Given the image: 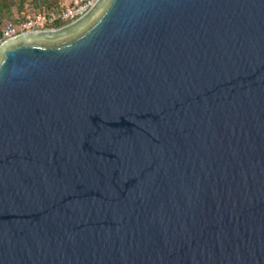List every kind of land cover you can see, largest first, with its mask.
I'll return each mask as SVG.
<instances>
[{"label": "water", "instance_id": "95a60500", "mask_svg": "<svg viewBox=\"0 0 264 264\" xmlns=\"http://www.w3.org/2000/svg\"><path fill=\"white\" fill-rule=\"evenodd\" d=\"M0 264H264V0L1 44Z\"/></svg>", "mask_w": 264, "mask_h": 264}, {"label": "built area", "instance_id": "2783aa9c", "mask_svg": "<svg viewBox=\"0 0 264 264\" xmlns=\"http://www.w3.org/2000/svg\"><path fill=\"white\" fill-rule=\"evenodd\" d=\"M98 0H60L59 6H41L24 19L7 21L0 34V45L20 34L63 28L81 18Z\"/></svg>", "mask_w": 264, "mask_h": 264}, {"label": "trees", "instance_id": "16d2710c", "mask_svg": "<svg viewBox=\"0 0 264 264\" xmlns=\"http://www.w3.org/2000/svg\"><path fill=\"white\" fill-rule=\"evenodd\" d=\"M10 1L11 0H0V34H1V29L3 25L7 21H12L10 20ZM34 3L29 6V8L26 10L27 16H30L33 11H37L40 9L41 6H46L47 8H52L59 6L60 0H49L48 2H44L43 4H40L37 2V0H33ZM23 1H20V6L22 8ZM26 16V17H27ZM24 19V18H22Z\"/></svg>", "mask_w": 264, "mask_h": 264}, {"label": "rangeland", "instance_id": "374dc122", "mask_svg": "<svg viewBox=\"0 0 264 264\" xmlns=\"http://www.w3.org/2000/svg\"><path fill=\"white\" fill-rule=\"evenodd\" d=\"M20 1H23L22 8L20 6ZM49 0H37L38 3L43 4ZM34 3L33 0H11L10 1V20L22 19L27 16L26 10L30 5Z\"/></svg>", "mask_w": 264, "mask_h": 264}]
</instances>
